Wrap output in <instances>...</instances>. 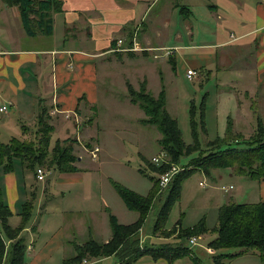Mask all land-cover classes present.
Wrapping results in <instances>:
<instances>
[{
  "label": "crops",
  "instance_id": "crops-1",
  "mask_svg": "<svg viewBox=\"0 0 264 264\" xmlns=\"http://www.w3.org/2000/svg\"><path fill=\"white\" fill-rule=\"evenodd\" d=\"M57 1L61 4V11L49 15L50 34L38 32L29 36L21 22L18 8L8 7L0 0V102L8 105V108L2 111L5 116L0 118V133L6 136L7 141H0L1 143H9L13 138L26 140L25 134L30 127L35 126L39 110L42 108L48 111L50 117H66L68 114L74 118L75 123L82 117L84 110H90L97 116L96 108L99 102L107 98V94L99 95L102 81L114 82L113 78H118L116 80L125 87L130 85L134 90L143 82L149 91L150 71L155 69L156 64L162 65L158 68L160 73L166 68L177 72V65H186L187 61H190L189 65L192 66L186 70L188 80L191 78H188L187 72L196 73L195 70H198L196 76L200 82L210 77L214 71L220 76L218 87L221 88V95L216 102L220 106H217L214 117L231 120L234 134L244 137L250 130L253 133L256 131L253 123H257V120L264 125V0ZM31 18L38 19L35 15ZM133 37H136L137 44L142 49L161 50L129 53L115 51L120 47H132ZM22 38H29L32 45L24 41L26 45L22 47ZM194 38L198 39L199 43L194 44ZM187 39L193 44L187 43ZM205 39L210 40V43H204ZM119 40L122 41L121 46L118 44ZM162 49H173L174 53L169 57L153 59L154 54L165 53ZM149 64L153 67L150 68ZM169 73L171 84L177 86L178 74L175 77ZM171 92L175 98L183 95L182 91L175 88ZM3 107L6 106L3 105L0 109ZM8 109H15L16 113H7ZM55 111L60 113L53 114ZM203 116L205 117V114ZM50 123L55 132L53 118ZM66 127L64 126V129H68L70 134L71 130L76 131L72 122L66 124ZM223 127L227 128V122ZM21 170L33 172L22 165ZM15 171L14 169L11 173H4L0 170V190L12 213L8 225L11 228L19 226L23 206L31 201V220L21 233L27 247L23 264L49 263L53 255L66 245L72 246L73 249L75 244H79L76 242V236L80 237L81 224L77 221V227L69 230L65 224L66 219L61 216L63 221L59 222L58 226L51 228L44 225L41 229L42 225L36 222L37 216L33 213L35 206L37 208L38 195L31 194L28 198V194H21L18 177L14 176ZM61 175L62 178L57 181L68 183L71 181L69 178L74 177L76 173L71 176L62 173ZM82 180L77 179L79 182ZM253 183L250 181L243 185L252 187ZM61 193L60 195H69L63 194V191ZM240 196L253 198L257 201L254 203L264 202V179L257 185V194L241 192ZM25 197L27 200L20 204ZM96 197L93 203L84 207L92 217L90 221H84L86 237L81 244L90 238L94 239L93 236H105L104 241L99 243H106L111 238V233H107L106 219L104 217L102 220L101 215L107 213L106 210L113 213L114 209L107 197L103 196V202L99 199L103 203L100 206L102 213L98 214L95 210ZM76 201H82L80 196L76 197ZM19 204L21 211L16 210ZM48 214L47 217L51 215ZM113 215L116 217L114 213ZM15 217L19 218L18 223H12ZM57 217H60V214ZM101 229L104 235L100 233ZM143 229L139 237L141 245L145 240L144 245L149 250L163 249L164 256L155 253L154 256L167 260L158 258L156 261L175 264V257L167 253L175 244L176 235L161 238L145 232L142 237L141 234L145 231ZM45 231H48V234H45ZM9 244L10 242L7 246ZM145 257H149L145 260L147 264L154 261L153 254ZM106 259L108 258L100 261ZM100 261L95 260L89 264Z\"/></svg>",
  "mask_w": 264,
  "mask_h": 264
},
{
  "label": "rangeland",
  "instance_id": "rangeland-1",
  "mask_svg": "<svg viewBox=\"0 0 264 264\" xmlns=\"http://www.w3.org/2000/svg\"><path fill=\"white\" fill-rule=\"evenodd\" d=\"M179 15V14H178ZM183 15V14H182ZM181 16V15H180ZM184 17V16H182ZM179 19V18H178ZM193 43H199V40L194 38ZM23 46L32 45L29 38L26 40L21 39ZM26 43H25V42ZM187 43H192L190 39H187ZM192 43V44H193ZM204 43H210V40L205 39ZM35 47V46H33ZM197 52V51H195ZM151 61V60H150ZM153 62V61H151ZM157 63V62H156ZM159 63V62H158ZM167 64V63H166ZM190 61L187 64L179 63L177 65V72H173L168 68L162 69L161 73L158 68H161V63L156 64L153 71H150V88L149 92L153 96L164 89L165 92V109L167 112L176 119L180 134H182V140L186 146L199 145L201 148H207L206 143L211 142L221 136H224L226 131L227 119L214 117L217 113L216 102L219 93L218 87V74L216 71L207 77L206 80L200 82L197 78L198 70H195V75L191 76V79H186V70L188 67H192ZM152 68L153 65L149 64ZM158 71V72H157ZM176 77L177 86L171 84V75ZM126 73H124L125 75ZM207 76V73L206 75ZM232 76V75H231ZM112 80L102 81L100 83L101 95H106L107 98L99 102L97 106L98 115L95 116L89 110L82 112V117L75 123L74 118L70 115H53L56 128L55 132L51 134L52 148L56 141L60 142L70 139L74 140V156L77 157L76 165L78 172L74 177L69 178L71 180L68 183H60L58 178H62L61 173L54 168L48 167V162L39 164L32 171L21 170V165L16 164L15 174L20 183L21 194H28L30 198L31 194L38 195L36 201L37 208L33 209L37 216L36 222L39 225H49L51 228L59 225L62 222L63 216L66 219L65 224L67 228L77 227V221L81 224V230L79 236H76V242L81 244L85 239L86 230H84V221L91 220V214L86 212L84 208L88 203H93L95 196L96 204L95 210L98 214H101L102 210L100 206L103 205L102 197H107V201L114 209L118 222L123 225H129L138 219V213L127 210L121 198L117 195L113 189L110 181L119 183L133 192L146 196L152 186L149 179L138 172L140 169H144L146 175H152L146 162L151 163L153 157H160L164 152H160L158 140L160 134L153 126L142 125L141 120L144 118V112L139 108V104L135 105L130 102L128 93V87H125L118 78ZM141 84L143 82H140ZM141 84L136 88V91L140 89ZM173 86V87H172ZM147 88V87H146ZM182 91V96L175 98L171 92L172 89ZM8 105L0 102L1 106ZM15 109L7 111V113L14 114ZM3 112H0V118L5 116ZM202 114H205L204 120L201 118ZM96 117V118H95ZM227 117V114L225 115ZM96 121V122H95ZM72 122L76 127V131L69 133L68 129H64L66 124L69 125ZM95 122V123H94ZM257 126V123H253ZM67 128V127H66ZM28 133L25 134L27 139L25 141H35L38 138L36 136L37 125L30 127ZM255 130V129H254ZM64 131V133H62ZM250 130L249 134L244 137H250L253 133ZM0 141L6 142L7 138L4 134L0 133ZM248 139V138H245ZM97 147L99 152L94 159L91 152ZM192 155V156H191ZM188 157L183 158L180 161L181 168H184L191 158L196 154H191ZM82 159V160H79ZM167 161H170L167 157ZM167 163V164H168ZM152 164V163H151ZM156 166V165H155ZM40 167L45 172L44 181L40 182L36 178V168ZM234 167L225 170H212L209 175H205L201 171H193L182 182L181 196L179 201L174 204L171 213L169 215L166 229L170 230L180 222L183 228H187L195 225L199 220L204 218L208 227H213L217 220V211L220 206L229 203L239 204H253L257 202L247 198H241V192L246 194H257V185L259 182H254L249 187L244 186L243 183L250 182L248 177L237 178L234 173ZM233 169V170H232ZM29 170V169H28ZM71 176L72 174H67ZM156 176V174H154ZM89 176V177H88ZM78 178H82V182L77 181ZM1 180V173H0ZM243 182V183H242ZM229 185H232V187ZM161 193L158 199L155 201L153 208L151 209L149 216L146 220V224L143 227L142 237L145 232L149 235L152 234L153 226L155 224V218H157L158 212L167 197V186L162 188L160 186ZM63 194L69 195H60ZM54 195V197H53ZM80 196L82 201H76V197ZM39 198L41 201H39ZM101 198V202L99 199ZM27 197L23 199L25 202ZM219 203V205H217ZM20 204L17 205L16 210H20ZM43 209V210H42ZM78 210L79 212H77ZM21 211V210H20ZM43 211V212H41ZM51 215L47 217L49 214ZM112 213V214H113ZM60 214V217L57 215ZM35 216V217H36ZM107 233L110 235L111 229L107 218V213H102L101 218L104 220ZM101 220V219H100ZM19 218L15 217L12 223H18ZM48 234V231L44 232ZM72 232H70L71 234ZM100 233L104 235L103 229ZM96 241H104L105 236H93ZM140 237V234H139ZM155 237H160L155 235ZM216 238L215 234H207L201 236V239L197 240V246H189L185 242L183 246H189L190 251L185 256L178 257L174 260L175 264H262L257 254L247 251L244 252L241 248H233L229 250H223L209 254L206 250L208 243L212 242ZM28 240V238H27ZM143 241L142 245L144 246ZM147 250H149L147 248ZM74 250L72 246L66 245L62 250L57 251L53 255V258L49 263L45 264H62V261L66 257L73 255ZM169 254V252L167 253ZM223 255L219 262H216L215 257ZM166 259L164 257H158ZM158 258H153L151 264H164L160 261H156ZM149 257H144L141 260H136L132 264H147L145 261ZM167 260V259H166ZM118 259L109 257L106 260L94 262L91 264H119ZM86 262L83 264H89ZM168 264V261L165 262Z\"/></svg>",
  "mask_w": 264,
  "mask_h": 264
},
{
  "label": "trees",
  "instance_id": "trees-1",
  "mask_svg": "<svg viewBox=\"0 0 264 264\" xmlns=\"http://www.w3.org/2000/svg\"><path fill=\"white\" fill-rule=\"evenodd\" d=\"M8 7H17L20 19L27 34L35 35L38 32L50 34L51 23L49 15L52 12L61 11V4L57 0H1ZM35 15L38 19L31 18ZM50 25V26H49ZM50 30H49V29ZM130 102L137 105L144 112L145 118L141 120L143 125L153 126L160 134L158 145L166 154L170 164L155 166L146 162L152 175H146L144 169L139 173L147 177L152 183L146 196H142L126 188L125 186L110 181L113 189L123 201L127 210L138 213V219L129 225L119 224L117 218L106 210L111 229V238L106 243H99L90 238L83 244L73 246L74 254L65 258L62 264H83L109 257L118 259L119 264H132L136 260L148 254H160L164 256L163 249L147 250L146 245H141L139 234L146 224L151 209L158 199L161 191L160 175L167 173L171 164L181 166L180 161L196 154L184 167V171L177 174L167 186V197L162 204L152 234L161 238L175 237V244L169 252L174 259L186 255L189 249V240L207 234H215L216 238L208 243V248L215 252L241 248L244 252L251 251L259 257L264 264V202L253 204L229 203L222 205L217 212L216 224L208 227L204 218L189 228H182L180 222L170 230L166 224L171 210L181 196L182 182L193 171H201L209 175L212 170H232L239 177H248L250 181L260 182L264 179V125L257 120L255 133L248 139L232 131L231 120H227V128L224 136L206 143L207 147L201 148L198 144L186 146L182 140V134L176 119L165 109V92L161 90L157 97L147 92L145 83H142L138 91L128 85ZM37 117L35 141H20L16 138L9 143L0 142V170L11 173L15 169V163H19L29 170H34L39 164L48 162V167L56 169L62 174L77 173L74 165L77 157L74 156V140L56 141L51 145L53 126L51 117L45 108L39 110ZM201 118L204 120L203 114ZM192 156V155H191ZM38 168V167H37ZM36 171V170H35ZM156 174V176L154 175ZM0 190V264H23L26 245L21 237L23 229L31 220L30 212L32 202L25 203L18 227L11 228L9 219L11 211L5 204ZM10 244L7 246V243ZM187 245L183 246V243ZM167 248V246H164ZM172 253V254H171ZM158 256V255H157ZM219 255L213 259L216 262L222 259Z\"/></svg>",
  "mask_w": 264,
  "mask_h": 264
},
{
  "label": "built area",
  "instance_id": "built-area-1",
  "mask_svg": "<svg viewBox=\"0 0 264 264\" xmlns=\"http://www.w3.org/2000/svg\"><path fill=\"white\" fill-rule=\"evenodd\" d=\"M119 46H121L122 44V41L119 40L118 42ZM161 49H152V48H149L148 50L147 49H142L141 47L138 46L137 44V41H136V37H133V40H132V47H125V48H117L115 51L116 52H125V53H129V52H136V51H140V52H148V51H159ZM163 51H165L164 54L162 55H159V54H154L152 57L153 59L157 60L159 58H161V56H165V57H169L171 56L173 53H174V50L173 49H162ZM195 73L192 72V71H188L187 72V76L188 78H191V76H194ZM0 111H5V107L1 108ZM56 113H60L58 111H55L53 114H56ZM63 113V112H61ZM68 117V115H67ZM99 149L97 147L94 148V150L91 152V155L92 157L95 159L96 156H97V153L99 152L98 151ZM151 163H153V165H156V166H161L163 164H166L168 163L167 161V156L165 153H162L160 155V157H154L151 159ZM183 171V168H181V166H177V165H174V164H171L169 166V169L167 171V173H164L163 175H160L158 176L159 177V181H160V186L162 188L168 186V184L172 181V179L179 173H181ZM36 178L38 181L42 182L44 181V176L46 175L45 172L42 170V168L38 167L36 168ZM201 239V237H193L189 240V246H197V240ZM207 252L209 254H213L214 253V250L210 249V248H206Z\"/></svg>",
  "mask_w": 264,
  "mask_h": 264
}]
</instances>
